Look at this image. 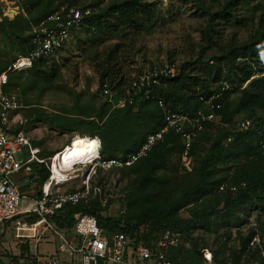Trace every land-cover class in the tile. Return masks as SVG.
Instances as JSON below:
<instances>
[{
	"label": "rangeland",
	"instance_id": "rangeland-1",
	"mask_svg": "<svg viewBox=\"0 0 264 264\" xmlns=\"http://www.w3.org/2000/svg\"><path fill=\"white\" fill-rule=\"evenodd\" d=\"M119 1L121 0H75L72 6L92 4L94 11H98L111 2ZM263 1L240 2L235 9V16L240 20L239 25L234 26L231 21L218 19L216 44L227 43L231 38L238 43L246 41L258 27L260 19L264 24V10L258 7ZM68 2L70 1L54 0V4L62 6L68 5ZM198 2L199 5L193 0H166L157 4L154 6V22L141 30H132L111 18L101 20L93 30L84 26L70 35L53 60L40 66L39 69L43 72L28 70L23 73H7L6 76L11 82L5 93L14 94L20 105L11 127H19L29 145L39 153L56 154L64 146L72 147L76 138L84 137L77 136L75 131L59 127L57 124H50V121L42 116L57 120L75 118V101L79 106L97 108L102 101L98 94L101 75L103 86L108 90L112 101L115 92L123 93L132 79L152 66L171 64L177 68L183 63L194 61L201 44L200 31L207 22L206 12L213 13L221 5L212 3L211 0ZM31 8L36 7L21 4L22 13L19 15L25 17L26 9ZM2 19L0 17V20ZM17 29L20 27L17 26ZM9 40L12 42L11 38L0 34V68L6 67L11 57L16 55L14 46L12 50L9 47ZM211 53L213 51L210 49L208 54ZM258 61L254 77L259 76L258 69H264L263 61ZM246 116L238 115L236 118ZM79 118L83 119L81 116ZM214 126L220 129L217 130ZM209 129L208 134H211V137L219 130L223 132L219 125H213ZM71 138L73 139L70 140ZM96 138L99 141L98 137ZM72 141L74 142L70 145ZM202 145L207 147L208 143L202 142ZM24 150L25 148H22V152L16 154L20 161L26 159ZM200 154L202 155V151ZM201 155L199 156L202 157ZM67 156H64V159ZM262 156L227 158L221 161L218 167L223 169L242 165L251 170L255 165L264 164ZM47 159H44L45 163ZM195 166L196 159H192L190 172L181 171L175 165V155H171L168 168L155 172L147 184H139L127 170L96 173L89 180L90 201L103 207L101 215L109 219H116L126 212L135 213L145 208L160 194L162 199L171 202L179 199L187 188L195 184ZM186 174L189 179L184 177ZM68 176L73 178L53 190L62 193L79 187L85 178V167H77ZM34 184L31 187L27 180L19 181V189L29 205L39 194L40 183L35 181ZM199 201L207 203V198ZM193 204L188 202L179 210L178 217L187 218L188 209ZM33 217L36 216L21 215L17 220L19 227L24 228L19 230L18 234L25 235L24 238L16 237L15 223L0 226L1 264H31L34 255L65 259V255L57 250V236L52 230L45 229L44 224L36 227L34 232L29 230L38 219H32ZM47 223L52 224L49 221ZM53 230L61 232L66 238L71 235L70 231L59 230L54 225ZM250 234L254 235L247 250L240 253L239 264H257L259 260H264V208L254 199L248 198L241 206L229 212L218 206V213L210 217L207 225H196L189 231V236H183L187 249H195L199 253L202 249H207L212 255H216L215 260L218 262L214 261V264H231L232 256L240 252L242 242ZM190 261L194 263L192 259Z\"/></svg>",
	"mask_w": 264,
	"mask_h": 264
},
{
	"label": "trees",
	"instance_id": "trees-1",
	"mask_svg": "<svg viewBox=\"0 0 264 264\" xmlns=\"http://www.w3.org/2000/svg\"><path fill=\"white\" fill-rule=\"evenodd\" d=\"M69 1L67 6L75 4V0ZM193 1L199 5V0ZM211 2L221 3V5L213 13H207L205 10L207 22L200 31L201 44L197 57L194 61L183 63L177 67L175 76L165 80V85L157 88L172 112L188 115L204 110L203 104L199 100L200 97L206 99L215 93L220 94V109L216 111L220 117L219 123L204 124L203 129L196 134L191 146V159H196L195 184L187 188L179 199L167 202L165 198H161L160 194L145 208L135 213L126 212L116 219L104 218L101 215L103 207L95 205L91 201L85 204L79 202L75 205H64L47 219L57 229L71 231L75 216L88 214L97 220L104 234L118 231L123 232L127 237H133L136 235L138 227L144 226L147 228V240L150 241L164 229L189 236V231L196 225L209 223L210 217L218 213V206L223 211L229 212L250 198L264 208V164L255 165L251 170L242 165L228 166L223 169L218 167V164L227 158H256L261 154L264 158V151L258 147L257 137L253 132H236L229 129L234 121L242 118H250L255 125L264 127V69H258L259 76L254 77L258 60L263 61L264 64V24L260 19L258 27L244 42L238 43L231 38L227 43L217 45L215 39L219 24L216 21L222 19L225 22H233L234 26L239 25L240 20H237L235 16V9L240 2L247 3L248 0H211ZM22 4L36 8L26 9L25 17L17 15L12 19L3 18L0 20V34L12 39V42L9 40V45L11 44L9 47L12 50L14 46L16 52L10 62L17 55H24L32 49L33 29L47 15L54 13L62 6L54 4V0H25ZM155 5V3H146L144 0H121L111 2L98 11H94L92 4L81 8L91 10L85 24L89 30H93L90 28H94L106 18H111L132 30H141L154 22L156 18ZM258 7L263 11L264 1ZM17 26L20 29H17ZM210 49L213 53L208 54ZM48 62L50 61L39 60L33 63L29 70L43 72L39 68ZM6 67L0 68V74L5 71ZM51 69L54 72L52 66ZM102 79L103 75L100 76L98 94L104 87ZM10 82V78L7 77L6 83L0 86V91L5 93ZM120 96H122L121 91L115 92L111 102ZM140 97V94L134 96L133 104L122 108H113L112 103L107 102L105 97H100L102 101L97 108L79 106L75 101L77 110L75 118L57 120L56 118L42 117L50 121V124H57L59 127L75 131L76 135L81 137H90L91 139L93 136L98 137L101 158H125L143 142L146 134L155 132L162 125L160 112L154 101ZM238 115L247 116L236 118ZM80 116L83 119H80ZM213 125H219L223 132L219 130L211 137L208 130ZM11 129L15 133L20 128L12 127ZM228 136L230 140L226 141ZM92 140L97 141L96 139ZM202 142L208 143L207 147H203ZM200 151H202V155ZM117 152L120 154L117 155ZM180 152L179 138L172 132H168L162 140L153 146L145 158L128 168H113L104 173L127 170L139 181V184H147L155 172L168 168L171 155L176 157ZM52 154L38 152L36 156L38 159L44 160L51 157ZM30 166L39 183L47 179L48 171L44 165H37L33 162ZM184 177L189 179L188 174ZM223 183L227 187L236 186L235 194L231 195L227 189L217 192V187ZM241 183L244 184L243 187H240ZM202 198H207V203H201L199 200ZM188 202L194 204L188 209V217L181 219L178 217V212ZM32 219H36V217ZM253 235L250 234L242 242L240 252L236 256H232L231 264H239L240 253L247 250ZM211 256L212 264L214 261L218 262L215 260L216 255L211 254ZM168 258L173 264H185L191 259L194 261L193 264H200L201 253L195 249L181 248L169 252ZM14 264L28 263L15 262ZM257 264H264V260H259Z\"/></svg>",
	"mask_w": 264,
	"mask_h": 264
},
{
	"label": "built area",
	"instance_id": "built-area-1",
	"mask_svg": "<svg viewBox=\"0 0 264 264\" xmlns=\"http://www.w3.org/2000/svg\"><path fill=\"white\" fill-rule=\"evenodd\" d=\"M23 1L25 0H0V17L12 19L22 13ZM165 1L144 0L146 3L156 5ZM90 14L89 8L64 5L47 15L33 29L32 49L24 55H17L0 74V86L6 83L7 73H23L39 60H53L52 58L66 44L70 35L85 26ZM175 74L176 68L171 64L152 66L132 79L122 96L114 102H111L108 90L103 87L99 91V97H105L107 102L112 103L113 108L132 105L133 97L139 94L141 99H152L159 109L162 125L155 132L146 134L143 142L125 158H101L98 154L100 144L97 140L96 157L83 166H77L72 162L70 171L65 173L64 181L61 182L51 179L50 168L53 157L48 159V163L38 160L35 157L36 150L30 148L23 133L12 132L11 124L20 105L14 94L0 91V226L13 222L16 224V237L24 238L25 235L18 234V231L24 228L19 227L20 223L17 220L21 215L34 214L38 219L29 230L34 232L36 227L44 224L45 229L52 230L57 236L58 252L65 255L64 260L34 255L31 264H173L168 258L169 252L186 248L183 234L169 229L162 230L150 241L147 240V228L144 226L138 227L133 237H127L123 232L118 231L104 234L97 220L88 214L75 216L69 238L61 232L54 231L53 224L47 223V219L64 205H75L79 202L85 204L90 201L89 180L96 173L132 166L145 158L153 146L168 132L177 135L181 144V152L175 157V165L181 171L190 172L192 161L190 150L196 134L203 129L204 124H218L220 121L216 113L220 109V94L215 93L206 99L200 97L204 110H199L192 115L172 112L157 88L164 86V81L173 78ZM229 129L236 132H253L257 137L258 147L264 151V127L255 125L252 119L236 120ZM229 140L228 136L226 141ZM22 148H25L23 155L26 159L20 161L16 154L22 152ZM33 162L43 164L49 175L39 184L38 197L29 205L17 183L20 179H25L33 187L34 182H38L30 166ZM77 167H85V178L81 185L67 192L54 191L53 189H57L60 184L69 182L73 178L68 174L75 171ZM243 186L244 184L241 183L240 187ZM225 189L234 195L237 187L233 185L227 187L223 183L217 187V192H223ZM200 253V264H212L209 250L202 249ZM185 264L192 263L188 260Z\"/></svg>",
	"mask_w": 264,
	"mask_h": 264
},
{
	"label": "bare ground",
	"instance_id": "bare-ground-1",
	"mask_svg": "<svg viewBox=\"0 0 264 264\" xmlns=\"http://www.w3.org/2000/svg\"><path fill=\"white\" fill-rule=\"evenodd\" d=\"M73 139V138H72ZM71 139V140H72ZM77 139V140H76ZM70 143L71 146H64L62 150L54 154L51 161V179L57 182L64 181L65 173L70 171L72 162L77 166H83L96 157L97 143L89 141L91 138H76ZM95 139V138H94ZM97 140V139H96ZM67 158L64 159V156Z\"/></svg>",
	"mask_w": 264,
	"mask_h": 264
},
{
	"label": "crops",
	"instance_id": "crops-1",
	"mask_svg": "<svg viewBox=\"0 0 264 264\" xmlns=\"http://www.w3.org/2000/svg\"><path fill=\"white\" fill-rule=\"evenodd\" d=\"M75 136V135H74ZM73 136V137H74ZM77 136H79V135H77ZM88 138H90V137H88ZM94 138H96L95 136H93V138L92 139H94ZM72 139V138H71ZM97 139V138H96ZM100 144V143H99ZM30 148L31 149H33V150H36V148H33V147H31L30 146ZM100 148V147H99ZM58 152V151H57ZM38 152H37V150H36V152H35V157L37 158V156H36V154H37ZM56 153V152H55ZM98 154H99V152H98ZM38 159V158H37ZM49 159V158H48ZM48 159H47V161H48ZM38 160H40V159H38ZM36 163V162H35ZM48 163V162H47ZM37 164V163H36ZM37 165H41V164H37ZM43 165V164H42ZM45 167V166H44ZM48 171V170H47ZM48 175H49V172H48ZM21 180V179H20ZM19 180V181H20ZM19 181H18V183H17V185H18V187H19ZM57 241H58V244H57V250H58V246H59V240H58V238H57Z\"/></svg>",
	"mask_w": 264,
	"mask_h": 264
}]
</instances>
